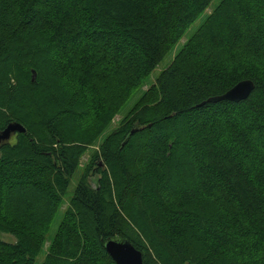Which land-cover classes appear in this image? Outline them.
Masks as SVG:
<instances>
[{
	"label": "trees",
	"instance_id": "obj_1",
	"mask_svg": "<svg viewBox=\"0 0 264 264\" xmlns=\"http://www.w3.org/2000/svg\"><path fill=\"white\" fill-rule=\"evenodd\" d=\"M211 1L0 0V132L25 130L0 142V264H36L85 146ZM109 238L144 264H264V0L212 9L92 153L40 264H115Z\"/></svg>",
	"mask_w": 264,
	"mask_h": 264
},
{
	"label": "rangeland",
	"instance_id": "obj_2",
	"mask_svg": "<svg viewBox=\"0 0 264 264\" xmlns=\"http://www.w3.org/2000/svg\"><path fill=\"white\" fill-rule=\"evenodd\" d=\"M221 0H212L209 4V6L201 13V15L197 18V20L190 25V27L186 30L184 36L181 37L179 42L173 47V49L162 59V61L158 64V66L144 78V81L140 86L137 88H134L129 97L125 100V102L122 104V106L119 108L118 113L113 117L108 127L103 131L101 135H99L98 139L91 145L85 146L84 151L82 155L79 158V166L74 175L72 176V179L70 180V185L68 187L66 195L63 197L62 204L59 206L57 212L54 214L52 221L49 225L48 232L46 234V242L44 244L43 251L41 253V256L39 257L36 264H40L45 252L46 248L49 244V241L55 234V231L57 229V226L62 219L63 213L66 210L68 206V199L71 196V193L73 189L75 188L77 181L80 179L84 168L88 165L90 157L94 151H97L99 148V145L101 142L105 139L107 135H109L113 130L117 129L121 123V121L124 119L125 116L129 114L133 106L141 99L142 95L145 93V91L154 83L156 77L159 75V73L165 69L170 62L172 61L174 55L181 49L183 44L195 33L197 28L204 22V20L207 18V16L212 12V9H214ZM253 7L252 5H250ZM256 28V27H255ZM258 28V27H257ZM123 68L119 77H116V84L119 83L120 79L123 78V85L127 89L130 86V81L124 80V77L128 75L129 68ZM35 73V71H34ZM32 76V73H31ZM134 76V75H133ZM122 77V78H121ZM36 78V74H35ZM35 80V79H34ZM13 82V81H12ZM121 82V81H120ZM116 86V85H115ZM262 132V131H259ZM95 178H91L93 180L91 182L92 186H95ZM222 204V203H221ZM218 207V206H217ZM0 238L5 241H13V238L9 235H0Z\"/></svg>",
	"mask_w": 264,
	"mask_h": 264
},
{
	"label": "water",
	"instance_id": "obj_3",
	"mask_svg": "<svg viewBox=\"0 0 264 264\" xmlns=\"http://www.w3.org/2000/svg\"><path fill=\"white\" fill-rule=\"evenodd\" d=\"M35 79V73L32 71V81ZM254 86L250 80H244L237 83L220 97L212 98L209 101H230L239 102L245 100ZM24 128L17 123L8 124L0 132V142L8 140L10 135L15 133H24ZM104 250L115 264H144L142 254L130 242L120 238H109L104 243Z\"/></svg>",
	"mask_w": 264,
	"mask_h": 264
}]
</instances>
